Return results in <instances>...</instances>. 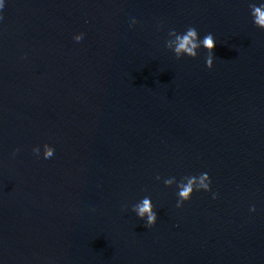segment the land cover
<instances>
[{"label":"water","instance_id":"water-1","mask_svg":"<svg viewBox=\"0 0 264 264\" xmlns=\"http://www.w3.org/2000/svg\"><path fill=\"white\" fill-rule=\"evenodd\" d=\"M251 3L264 0H4L0 264H264ZM188 27L214 37L211 70L203 48L166 49ZM205 173L210 191L177 208L164 180ZM144 197L151 228L131 211Z\"/></svg>","mask_w":264,"mask_h":264},{"label":"clouds","instance_id":"clouds-1","mask_svg":"<svg viewBox=\"0 0 264 264\" xmlns=\"http://www.w3.org/2000/svg\"><path fill=\"white\" fill-rule=\"evenodd\" d=\"M4 0H0V12L4 9ZM250 14L253 19L254 26L258 29L264 31V3L249 4ZM3 16L0 15V20ZM132 24L136 21L133 19ZM169 39L165 43L167 50L171 51L177 60L182 57H188L190 59H195L197 57V51L203 48L206 53L205 66L207 69L211 70L213 66V50L215 48L216 42L211 33L204 36L202 40L198 39L197 30L194 27H188L184 33H177L175 30H171L168 33ZM83 39V33L77 34L73 37L75 42H80ZM43 159H50L54 155V149L47 144L43 146ZM33 155L40 156V148L34 147L32 149ZM157 180L160 179L159 176L156 177ZM210 178L205 174H200L199 176H187L184 177L179 183L176 182L175 178H168L164 180L165 187H171L176 184L178 189V199L176 207L180 208L182 205L190 200L193 192H208L210 191ZM215 194H213V199H215ZM139 220L144 221L146 219L145 227L151 228L155 225L157 220V214L153 211V206L151 199L149 197H144L142 201L134 205L131 209ZM250 211H255V208H250Z\"/></svg>","mask_w":264,"mask_h":264}]
</instances>
